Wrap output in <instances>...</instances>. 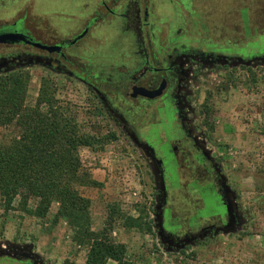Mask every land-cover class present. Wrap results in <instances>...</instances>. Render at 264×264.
<instances>
[{
	"label": "rangeland",
	"instance_id": "obj_1",
	"mask_svg": "<svg viewBox=\"0 0 264 264\" xmlns=\"http://www.w3.org/2000/svg\"><path fill=\"white\" fill-rule=\"evenodd\" d=\"M190 13L195 25L188 22ZM16 20L37 41L48 43L72 42L88 27L64 48L70 72L41 61L3 63L10 55L38 50L0 45V81L13 73L26 82L20 112L0 124V144L10 145L32 130L33 122L27 128L23 123L32 109L46 115L52 106L72 118L91 142L77 149L78 175L85 173L88 181L81 178L76 185L88 201L89 229L105 228L108 238L124 246L120 264H264V61L235 58L264 52V0H0V23ZM143 44L160 55H191L183 82L187 116L231 192L238 222L233 230L208 233L181 247L160 238L150 158L105 104L119 76L140 62ZM197 52L232 57L208 64ZM194 200L185 190L169 200L178 232L195 230L208 219L187 225ZM36 202L23 204L17 196L7 210L0 204V250L13 253L31 244V255L43 264H86L91 240L59 215L57 201L42 216L30 213ZM130 218L139 225L132 226ZM0 264L19 263L0 258ZM104 264L118 262L108 258Z\"/></svg>",
	"mask_w": 264,
	"mask_h": 264
},
{
	"label": "flooded vegetation",
	"instance_id": "obj_2",
	"mask_svg": "<svg viewBox=\"0 0 264 264\" xmlns=\"http://www.w3.org/2000/svg\"><path fill=\"white\" fill-rule=\"evenodd\" d=\"M107 11L110 15H116L113 9L108 8ZM147 15L148 12L144 11V16ZM189 16L188 22L195 25L196 17H193V13ZM87 30L88 27L72 42L48 43L37 41L23 27L20 20L2 23L0 34L19 33L23 38L0 45L5 47L19 45L38 50L36 53L25 51L23 56L10 55L2 61L3 63L7 60L11 63L41 61L49 67L67 72L69 69L63 62L67 60L64 48L80 39ZM260 37L264 41V32ZM153 45L154 47L156 45L155 37ZM196 54L203 63L208 64L232 57L215 56L206 52ZM261 55H264V52L259 53V56ZM137 56L140 62L134 69L127 70L119 76V82L114 87L116 91L108 101L105 100V104L115 114L124 132L133 138L150 158V167L158 187V203L155 209L160 238L167 245L181 247L199 236L223 231L228 219L225 205L231 203L233 198L221 174L219 163L200 140L187 116L183 82H186V65L191 55L188 52L160 55L156 54V50H149L143 44ZM235 58L248 60L251 57ZM77 77L85 79L82 76ZM182 190L195 197L194 216L187 225L193 226L194 221L208 219H204L195 230L178 232L176 227L180 222L171 217L168 202L175 199ZM232 204L234 205V201ZM0 258H7L19 264H43L29 252H24L20 259L5 255Z\"/></svg>",
	"mask_w": 264,
	"mask_h": 264
},
{
	"label": "trees",
	"instance_id": "obj_3",
	"mask_svg": "<svg viewBox=\"0 0 264 264\" xmlns=\"http://www.w3.org/2000/svg\"><path fill=\"white\" fill-rule=\"evenodd\" d=\"M25 95L26 82L20 75L12 73L0 81V124L13 121ZM48 110L46 115L38 108L23 114L24 127L33 122L32 130L10 145L0 144V204L7 210L17 196L23 204L33 199L36 207L30 213L42 216L57 201L59 215L67 217L77 235L91 240L86 264H104L108 258L120 264L124 246L108 238L105 228L90 231L88 201L76 189L78 181L87 178L85 173L78 175L77 149L91 142L87 135L78 133L72 118H63L52 106ZM130 219L132 226L139 225L138 219Z\"/></svg>",
	"mask_w": 264,
	"mask_h": 264
},
{
	"label": "water",
	"instance_id": "obj_4",
	"mask_svg": "<svg viewBox=\"0 0 264 264\" xmlns=\"http://www.w3.org/2000/svg\"><path fill=\"white\" fill-rule=\"evenodd\" d=\"M21 38H23V35L19 33L17 34L16 33H2L0 34V43H13ZM58 47L59 46H57V48ZM236 60L240 63H248L253 60L264 61V55L253 57L248 60H244L241 58H236ZM232 202L231 203L228 202V204L225 205L226 206L225 214L227 215L228 219H227V223L224 226V230H223L224 232L233 230L238 225L236 211H235V208ZM31 248H32L31 244H26L22 246L21 248H19L17 251H14L13 253H10L9 251H6V250H0V256L5 255V256H10V257H17L16 259H20L19 257L24 256V252H29L31 254Z\"/></svg>",
	"mask_w": 264,
	"mask_h": 264
}]
</instances>
